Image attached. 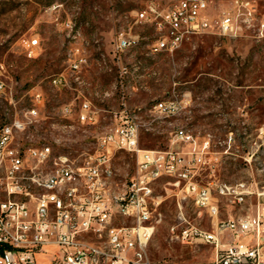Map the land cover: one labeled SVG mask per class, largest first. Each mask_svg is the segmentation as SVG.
I'll list each match as a JSON object with an SVG mask.
<instances>
[{
    "label": "rangeland",
    "instance_id": "1",
    "mask_svg": "<svg viewBox=\"0 0 264 264\" xmlns=\"http://www.w3.org/2000/svg\"><path fill=\"white\" fill-rule=\"evenodd\" d=\"M147 0H0V128L16 119L26 128L18 142L34 146L50 145L54 153L67 154L82 162L96 149V135L115 123V113L123 110L122 91L131 113L140 115L147 126L142 130L140 148L168 150L179 128L193 134L198 143L211 137L208 166L197 170L196 181L212 189L217 199L218 216L200 211L192 199L174 189L163 179L155 185L158 206L155 232L148 245L152 264H211L216 257L213 245L183 243L174 238L171 228L193 225L212 231L217 221L236 220L252 214L257 195L264 187V39L242 32L236 38L219 34L193 37L173 54L147 57L148 45L155 39L149 24L135 23L134 12ZM163 7L178 0H157ZM230 0H213L210 13L218 15ZM264 17V0L259 1L257 18ZM67 20L82 26L88 43V65L81 74V91L92 102L98 122L87 125L76 116L64 119L65 105H79V88L74 76L69 85L58 90L51 79L69 74L72 45L65 37ZM125 29L138 39V46L114 58L113 42ZM39 41L35 56L29 57V44ZM121 70L126 71L121 75ZM123 81V90H115ZM113 91L102 99L97 92ZM40 91L42 103L34 104ZM188 106L173 118L152 115V107L162 101L181 99ZM36 106L38 116L30 123L25 114ZM67 126V127H65ZM172 149L188 152L187 145ZM112 164L116 180L122 184L136 172V156L115 151ZM245 184L248 195L241 205L230 197L218 195V185ZM248 195V196H247ZM0 194V200H4ZM226 243L228 241H225ZM54 247L37 253L38 264L51 260Z\"/></svg>",
    "mask_w": 264,
    "mask_h": 264
},
{
    "label": "built area",
    "instance_id": "2",
    "mask_svg": "<svg viewBox=\"0 0 264 264\" xmlns=\"http://www.w3.org/2000/svg\"><path fill=\"white\" fill-rule=\"evenodd\" d=\"M260 0H230L218 15L210 13L213 0H178L163 7L157 0H147L135 13V23L151 25L156 34L148 45L147 57L162 53L173 54L193 37L213 33L236 38L242 32L252 33L258 41L264 39V17L257 18ZM64 33L72 45L69 74L51 79L54 88L69 85V77L83 84L81 72L88 65L81 25L67 20ZM40 44H29V57L36 54ZM138 46V39L122 29L116 33L113 53L117 61L127 51ZM121 75L126 71L121 70ZM123 81L115 90H123ZM4 84H0V92ZM123 110L115 113V123L96 135V149L82 162L67 154H55L50 145L21 144L18 136L26 128L16 119L0 128V264H38L37 253L54 247L51 260L45 264H152L148 245L155 232V212L158 206L155 185L163 180L192 199L200 211L218 216L217 199L209 186L199 184L197 170L208 166L211 137L198 143L185 128H179L168 150L140 148L143 118L131 113L122 92ZM113 91L97 92L104 99ZM170 99L155 104L152 115L177 117L184 112L188 101ZM34 104L43 95L34 93ZM64 119L76 116L78 122L95 125L97 112L92 102L83 98L80 105H65ZM26 118L36 121L38 110L32 106ZM67 127V126H65ZM187 145L186 153L172 149ZM115 151L136 156L135 174L125 183H118L112 164ZM219 196L230 197L234 203L245 201V184L218 185ZM263 203L254 215L236 220L217 221L212 231L183 223L174 225L171 234L183 243L202 242L213 245L216 257L211 264H264V187L257 192ZM225 241H228L227 243Z\"/></svg>",
    "mask_w": 264,
    "mask_h": 264
},
{
    "label": "crops",
    "instance_id": "3",
    "mask_svg": "<svg viewBox=\"0 0 264 264\" xmlns=\"http://www.w3.org/2000/svg\"><path fill=\"white\" fill-rule=\"evenodd\" d=\"M137 11V10H136ZM135 11V12H136ZM134 16H135V14H134ZM113 46V45H112ZM115 58V57H114ZM81 78H82V81H83V84L81 85V84H79V83H76L77 85H78V89H77V91H78V93H79V95H78V100H81V98L83 99L84 97L85 98H87V96L86 95H84L81 91H79V89L81 88V86H84L86 83H85V78L83 79V77H82V75H81ZM123 92V91H122ZM88 99V98H87ZM81 102H82V100H81ZM81 102H79V105L81 104ZM179 152V151H178ZM182 153H184V152H182ZM247 191H248V189H247ZM249 193H248V195H250V194H252V193H254L253 191H248ZM247 195V196H248ZM245 201H246V199H245ZM259 204H261V202H257V205H256V208H257V206L259 205ZM239 205H241V204H239ZM256 208H255V210H254V212L252 213V214H248V215H254V213H255V211H256ZM247 216V215H246ZM241 217H243V216H241ZM263 241H264V239H263Z\"/></svg>",
    "mask_w": 264,
    "mask_h": 264
}]
</instances>
